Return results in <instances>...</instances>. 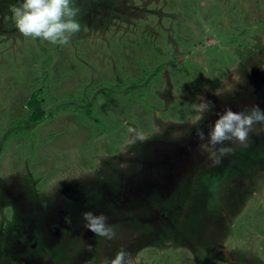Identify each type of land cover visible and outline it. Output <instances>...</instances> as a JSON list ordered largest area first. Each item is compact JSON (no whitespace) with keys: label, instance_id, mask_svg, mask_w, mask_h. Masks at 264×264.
Masks as SVG:
<instances>
[{"label":"rangeland","instance_id":"obj_1","mask_svg":"<svg viewBox=\"0 0 264 264\" xmlns=\"http://www.w3.org/2000/svg\"><path fill=\"white\" fill-rule=\"evenodd\" d=\"M14 4L0 0V264H101L121 248L131 264H264V179L232 211L224 181L242 161L187 160L207 157L197 130L226 107L264 111V0H73L81 29L63 46L23 37ZM38 89L52 116L29 123ZM248 145L231 156L264 160V133ZM100 166L118 179L98 178ZM191 169L211 173L191 182ZM119 186L117 246L82 214L105 215ZM179 205L183 218L165 223Z\"/></svg>","mask_w":264,"mask_h":264},{"label":"clouds","instance_id":"obj_2","mask_svg":"<svg viewBox=\"0 0 264 264\" xmlns=\"http://www.w3.org/2000/svg\"><path fill=\"white\" fill-rule=\"evenodd\" d=\"M79 8L73 6V0H18V6L12 5L10 12L14 26L25 38L40 39L52 45H67L70 39L80 31L81 25L76 19ZM201 110L208 111L214 107L210 101L199 105ZM218 119L207 134L197 131V138L202 143L199 150L207 154L212 166H219L223 158L231 155L234 148L230 145L248 146L250 134L264 133V111L253 106L240 112L225 108L217 113ZM260 127L257 128L256 126ZM136 139H143V133L129 129ZM84 227L93 234L106 239H114L116 233L107 223L104 215L92 212L82 214ZM91 250V246H89ZM130 253L119 249L113 258H104L101 264H131Z\"/></svg>","mask_w":264,"mask_h":264},{"label":"trees","instance_id":"obj_3","mask_svg":"<svg viewBox=\"0 0 264 264\" xmlns=\"http://www.w3.org/2000/svg\"><path fill=\"white\" fill-rule=\"evenodd\" d=\"M39 95H40V89H38L36 91H33V93H31V96L26 101V106L28 107L29 112H30L29 113V116H28L29 123H35V122H38L39 120H42L44 117H46V115L48 113V109L45 108V105L44 106L42 105V101L39 98ZM227 99L230 100L229 98H227ZM78 101L81 102L82 105H84V103H86V102H83L84 100H81L80 98L78 99ZM246 109H249V108L243 107V110H246ZM49 113H48V116L49 117L52 116V114H49ZM190 124L191 123H188V124L187 123H184V126L189 127ZM186 127H185V129L187 130ZM135 128H136V126H135ZM192 133H195V131H192ZM154 149L157 152L156 148H154ZM185 150H187L186 147H185ZM153 157H154V155H153ZM161 157H163V156H161ZM227 157H229L228 158L229 163H230L231 160H233V163H236L239 160L242 161V164H241L240 168L238 170H233V175H232L233 179L227 178V180H226L225 179V176L223 177V174L219 175L220 176L219 178H222L223 177L222 179L226 180L224 182H227V191L226 192H227L228 195L225 196V197L228 200V202H226L227 204H225V202L223 204H225L226 206H228L229 208H231V210L235 211V209L236 208H239V206H241V207L244 206L243 204H245V202H246V198L245 197L250 193V191H253V190H255L257 188V184H259V181H261V182L263 181V179H264V160L262 158H260V161H258V162L255 161L254 162L252 159H250L248 161L244 157H243V159L242 158L239 159V158L235 157L234 155H232V156L229 155ZM252 157L253 158H256L257 156L255 154ZM185 159H187V158H185ZM185 159L182 158V157H177V158L174 159V162L175 161L178 162V165L180 166L182 163L186 162ZM206 159H207V157L204 156V155H199V156H197V155L196 156L190 155V157H188L187 160H188V163H190V164H192L194 166V165H196L198 163H204V162H206ZM223 159L226 160V158H223ZM226 161H224L225 162L224 168L228 165L226 163ZM250 163H251V165H250L251 174L249 176H246L244 174L245 171L244 172H241V170L244 169L243 166H245V165H243V164H250ZM208 164H209V162H208ZM157 167H159V165ZM204 168H205V166H204ZM177 170H178V168H174L172 171H177ZM165 171L166 170H164V171L162 170L163 173H165ZM203 171H201V172H195L194 169H191V174H187V175H189V178H190L191 182H198V181L199 182H203V179H201V178H204L205 177L204 179H207L206 175L208 176V174L211 173V171H207L208 174L205 175ZM102 172H104V173H102ZM218 172H219V168H218V170H217L216 173H218ZM96 173L99 174V175H101L98 178H102V175L104 177H108L109 178V175L111 173V177L113 179H118L117 176H114L115 175L114 172H111V170H107L105 172L103 170L102 166H100L99 170L96 171ZM159 173H157V175ZM237 174H239V175L236 176V177H234ZM120 183L122 184V182H120ZM154 183H152V184H154ZM212 186H213V184H212ZM120 187L121 186L117 187L116 192H113L112 191L111 194L108 195V197L109 196H113V200L110 201L111 202L110 203V208H108L110 210L105 211V215H104V216H106L108 218L107 223H109V225L111 224V225H113L115 227H119L117 225L119 224V220H120L119 219L120 218V212L122 210H125L126 211L127 207L129 206V205L126 206V209H124V206H125L124 201H118L117 202V200L119 199L118 198L119 196H122L123 194L129 195V193H128L129 192V189L126 191L125 189H120ZM154 188L158 189L159 192L161 193V195H163V197H167V195H170L171 192H172L170 189L168 190L167 187L160 188V187H158V185H156V186H154ZM154 188H153V191H151V192H155L156 189H154ZM225 190H226V188H225ZM222 191L223 190H220L219 192H222ZM175 193H177V192H175ZM214 193L215 192L212 190L210 194L213 195ZM231 194H233L234 197L235 196L237 197L238 195H242V196H241L240 200H236V199L230 200ZM182 201H183V198L181 197V202ZM127 204H128V202H127ZM209 204H211V207H212V205L214 204V202L213 201H210ZM180 207H181L180 205H179V208H177V209L175 207V210L172 212V217L169 218V219H167V221L165 223H171L170 219H177L179 217H180L179 219L183 218V216L182 217L181 216H176V210H179L180 211ZM127 222H129V219L128 218L125 220L124 223H127ZM225 228L227 229V226H225ZM116 236H117V234H116ZM137 240L138 239H136V240L134 239L131 242L134 244V242L136 243ZM65 242H69V240L68 241H64V243ZM109 242H110V244H114L115 242H117V246H120V244H121L120 240L117 241L115 238L109 240ZM79 245H80V247H82L81 244H79ZM74 252H75V254H77V251L76 250H74ZM107 258H112V256L108 255Z\"/></svg>","mask_w":264,"mask_h":264},{"label":"crops","instance_id":"obj_4","mask_svg":"<svg viewBox=\"0 0 264 264\" xmlns=\"http://www.w3.org/2000/svg\"><path fill=\"white\" fill-rule=\"evenodd\" d=\"M227 208H229L228 206H227ZM231 210V209H230ZM233 211V210H232ZM226 213H229L230 214V212H229V210L226 212ZM226 215L227 214H222V217H223V219H226L225 217H226ZM228 217H230V215H227ZM230 221L231 220H227V222H225V225H227L229 228L231 227V225H232V223H230ZM224 222V220H222L221 221V223H223ZM223 228V227H222Z\"/></svg>","mask_w":264,"mask_h":264},{"label":"bare ground","instance_id":"obj_5","mask_svg":"<svg viewBox=\"0 0 264 264\" xmlns=\"http://www.w3.org/2000/svg\"><path fill=\"white\" fill-rule=\"evenodd\" d=\"M192 1H194V0H192ZM196 5V4H195ZM165 9H167V8H165ZM164 10V9H163ZM168 10V9H167ZM169 11V10H168ZM194 11V10H193ZM202 13H204V11L202 12ZM223 13V12H222ZM185 15V14H184ZM166 16V15H165ZM206 16V15H205ZM142 34V33H141ZM185 35V34H184ZM158 36V35H157ZM186 37V36H185ZM158 39V38H157ZM156 41V40H155ZM161 41V40H160ZM157 43V42H156ZM160 43V42H159ZM149 44V42L147 43V45ZM154 44V43H153ZM152 44V45H153ZM151 45V46H152ZM149 46V45H148ZM154 46V45H153ZM153 46H152V48H153ZM158 57V56H157ZM155 59H157V58H155ZM155 61V60H154ZM165 98H167V96L165 97ZM167 100V99H166ZM168 101V100H167ZM251 106V105H250ZM1 211V210H0ZM2 213V212H1ZM20 252H22V251H20ZM23 264H24V262H23Z\"/></svg>","mask_w":264,"mask_h":264}]
</instances>
